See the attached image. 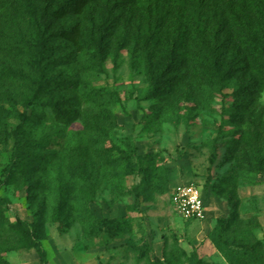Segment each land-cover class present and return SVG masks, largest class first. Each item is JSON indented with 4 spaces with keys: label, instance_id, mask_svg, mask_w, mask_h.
<instances>
[{
    "label": "rangeland",
    "instance_id": "1",
    "mask_svg": "<svg viewBox=\"0 0 264 264\" xmlns=\"http://www.w3.org/2000/svg\"><path fill=\"white\" fill-rule=\"evenodd\" d=\"M152 1L161 9L168 4ZM147 5L94 0L50 19L52 32L100 26L96 40L107 50L100 70L75 44L50 39L52 77L74 73L79 90L92 86L99 94L91 101L78 95L79 107L72 102L71 108L81 119L72 123L49 105L20 103L27 91L11 73L22 49L0 21V264H40L36 248L8 227L18 219L45 249L47 264H153L154 258L192 264L193 252L203 264H264V56L245 51L219 0L190 3L220 29L216 46L228 49L236 69L226 84L194 71L191 46L177 54L185 59L163 79L161 95L147 97L158 64L149 67L133 46L149 17ZM50 90L44 96L67 95ZM113 93L118 99L112 102ZM88 110L99 111L102 122L95 124ZM23 115L26 147L36 158L53 156L16 176L11 132ZM85 146L93 154L87 164L74 155ZM187 182L203 190L202 220L183 219L169 199L175 185Z\"/></svg>",
    "mask_w": 264,
    "mask_h": 264
},
{
    "label": "trees",
    "instance_id": "2",
    "mask_svg": "<svg viewBox=\"0 0 264 264\" xmlns=\"http://www.w3.org/2000/svg\"><path fill=\"white\" fill-rule=\"evenodd\" d=\"M61 1V0H60ZM94 0H68L64 3H57L55 0H0V21L8 26L5 34L16 37L17 44L22 50L19 55L20 65L16 74L11 75L14 80L21 81L27 94L22 97L21 102L24 106L37 104L39 106L49 105L59 119H66L67 123H72L77 117L81 119L78 111H74L71 106L81 102L78 95L84 94L86 101H91L98 93H94L92 86L89 89L79 90V80L74 73L67 74L62 80L52 77L51 72L54 67L49 65L52 48L50 45L51 37L57 36L75 44V50L79 51V56L89 54L94 57L92 66L95 69H102L103 62L107 57L106 47L96 40V33L99 29L84 28L72 24L69 28H61L52 32L49 27L50 19H57L64 12H80L83 7ZM148 1L147 11L155 12L157 15L147 17L143 29H139V35L135 39L133 46L145 54L144 61L150 66L158 64L155 71L150 72V84L146 96L153 97L161 95L164 87L163 79L169 76L171 70L183 64L185 56H177L178 53H188L191 46L195 48L194 71H203L209 78H216L218 83L224 81L225 84L231 77L230 71L236 69L231 53L227 48L219 49L216 40L222 33L216 26H211L209 21L202 13H195L190 3H197L200 0H167L168 4L164 9L158 7L156 2ZM228 10L229 18L227 25L230 26L237 36H239L245 51L257 57L264 56V0H219ZM170 2V3H169ZM176 6L177 8H173ZM9 47V46H8ZM75 54V53H74ZM66 58L68 56H65ZM131 61L134 65L135 58L131 52ZM5 69V68H3ZM11 69H5L10 72ZM256 70V68L254 69ZM18 74V75H17ZM50 89L65 91L68 95L61 93L59 96H44L50 93ZM98 91V90H96ZM64 97L60 99V97ZM45 98V101L43 98ZM101 97V96H99ZM118 96L113 93L111 101L117 100ZM76 100V101H75ZM100 100L99 103H102ZM92 115L95 124L102 122L99 111L88 110ZM3 110L0 109V114ZM26 116H22L19 125L13 129L11 136L14 140V151L11 160L13 173L16 176L24 174L25 169L39 166V159H48L52 154L42 153L37 156L32 153L23 141L22 127L25 126ZM4 119L0 118V125H4ZM90 123V122H88ZM88 126V124H87ZM75 157L84 159L86 164L93 160V154L89 147L85 146L78 150ZM214 156L212 155L211 158ZM2 200L0 201V204ZM61 201H58V206ZM4 218L0 210V224ZM8 227L16 232L21 239L30 242L37 250L40 264H47L45 249L40 245L27 224L23 220H16L8 223ZM214 241V240H213ZM153 264H162L160 259L154 258ZM192 264H203V261L195 252L192 253Z\"/></svg>",
    "mask_w": 264,
    "mask_h": 264
},
{
    "label": "built area",
    "instance_id": "3",
    "mask_svg": "<svg viewBox=\"0 0 264 264\" xmlns=\"http://www.w3.org/2000/svg\"><path fill=\"white\" fill-rule=\"evenodd\" d=\"M169 199L176 212L185 220H202L206 215V200L200 185L187 182L175 185Z\"/></svg>",
    "mask_w": 264,
    "mask_h": 264
},
{
    "label": "crops",
    "instance_id": "4",
    "mask_svg": "<svg viewBox=\"0 0 264 264\" xmlns=\"http://www.w3.org/2000/svg\"><path fill=\"white\" fill-rule=\"evenodd\" d=\"M193 221H198V220H193Z\"/></svg>",
    "mask_w": 264,
    "mask_h": 264
}]
</instances>
